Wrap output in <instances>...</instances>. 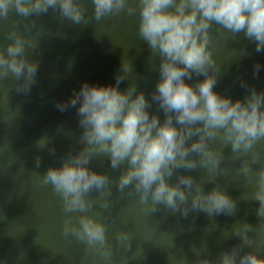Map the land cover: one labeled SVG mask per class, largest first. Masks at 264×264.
Wrapping results in <instances>:
<instances>
[{"label":"clouds","instance_id":"clouds-1","mask_svg":"<svg viewBox=\"0 0 264 264\" xmlns=\"http://www.w3.org/2000/svg\"><path fill=\"white\" fill-rule=\"evenodd\" d=\"M90 3L91 19L96 22L121 13L137 17V35L150 53L147 63L159 78L148 94L150 99L146 98L137 81L130 79L134 72L131 62L122 59L114 85L82 82L67 101L56 103L61 112L76 109L82 129L78 143L83 145L75 155L69 151L60 167H49L40 175V183L51 186L67 214L62 234L83 242L86 253L91 251L111 261L113 247L106 238V226L88 214L96 204L101 209L112 206L108 198L112 196L113 181L106 173L88 167L94 158H106L110 169L119 171L114 182L116 190L138 196L143 213L154 214L162 207L184 218L190 212L204 213L210 221L220 214L235 216L238 211V201L227 195L216 180L217 175L226 174L222 162L227 159L240 162L236 177H242L251 192L239 200L258 202L255 214L260 223L257 227L247 222L234 224L224 240L236 237L239 243L219 252L215 259L204 243L200 248L191 246L193 259L184 254L178 264H264V258L245 250L264 246V91L257 92L242 79L240 86L247 90L242 99L233 101L213 90L222 67L213 56L214 33L226 34L233 41L243 33V38L254 44L256 53L264 51V0ZM49 9L75 25H89L84 0H0V30L11 25L3 31L10 43L0 42V82L10 78L17 93L26 95L31 91L39 67L38 62L26 58L39 49L36 40L23 34L36 25L34 19L28 18L46 15ZM13 14L15 19L11 18ZM249 55L247 45L233 49L230 62ZM260 68L259 63L253 65L254 77H258ZM125 80L129 84L121 92L118 88ZM153 105L163 114L162 120L157 113H150ZM49 144L47 136L35 142L38 149L47 148L49 154H54ZM225 149H230V156H225ZM40 164L37 156L35 165ZM181 169L203 170L207 180L177 174ZM174 176L175 181L170 183ZM206 184L213 185L207 192ZM92 192L98 195L91 198ZM115 240L125 251L131 249L130 233L117 232Z\"/></svg>","mask_w":264,"mask_h":264},{"label":"water","instance_id":"water-1","mask_svg":"<svg viewBox=\"0 0 264 264\" xmlns=\"http://www.w3.org/2000/svg\"><path fill=\"white\" fill-rule=\"evenodd\" d=\"M84 3L88 9L87 27L75 25L51 9L46 15L28 18L29 21L34 19L36 25L23 34L39 43L38 51H32L26 57L29 62L39 65L36 83L28 94L12 89L10 78L0 82V264H178L184 254L189 260L193 259L191 246L200 248L204 243L211 258L215 259L219 252L239 243L236 237L224 240L234 224L247 222L257 227L260 223L255 214L258 202L239 200L241 195L251 192L250 187L244 186L243 178L236 177L239 161L224 160L222 166L227 172L216 176L226 194L238 201V211L235 216L220 214L210 221L204 213L190 212L184 218L179 213L171 215L162 207L154 214L143 213L138 196L128 195L127 190L125 193L116 190L114 182L119 171L110 169L106 158H94L88 167L97 173H106L113 181L112 196L108 198L112 206L101 209L96 204L88 214L106 226V238L113 247L111 261H104L91 251L86 253L83 242L62 234L67 214L51 186L40 183V175L49 167H60L69 151L75 155L83 145L78 143L82 129L78 125L76 109L61 112L56 103L67 101L82 82L114 85V76L122 59L131 62L134 72L130 79L137 81L146 98L150 99L148 94L159 78L158 72L147 63L150 53L137 35V17L121 13L96 22L91 19L93 5L90 0H84ZM11 18L16 17L13 14ZM10 27L8 24L0 30V42L10 43L3 36V31ZM20 29L23 31V24ZM214 39L213 56L222 67L213 90L233 101L242 99L247 94L240 86L242 79L257 92L264 91V51L256 53L254 44L245 40L243 33L236 41L217 33H214ZM245 45L250 55L230 62L232 50ZM256 63L261 65L258 77L253 76ZM194 79L202 80L203 77ZM128 84V80L123 81L118 90L125 91ZM149 111L163 119L155 105ZM58 129L64 131L58 133ZM41 136L49 138L54 154H49L47 148L40 150L35 146ZM224 154L230 156V149H225ZM37 156L41 159L39 167L35 165ZM177 174L191 175L197 181L207 180L200 169L191 172L181 169ZM174 181L175 176L170 183ZM212 187V184L204 185L205 192ZM97 195L92 192L90 197ZM120 231L133 237L128 251L117 246L115 235ZM245 250L264 258V246Z\"/></svg>","mask_w":264,"mask_h":264}]
</instances>
